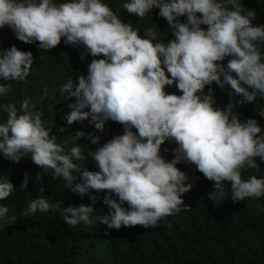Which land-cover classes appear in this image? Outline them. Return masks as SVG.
Wrapping results in <instances>:
<instances>
[{"label":"clouds","instance_id":"9594fccd","mask_svg":"<svg viewBox=\"0 0 264 264\" xmlns=\"http://www.w3.org/2000/svg\"><path fill=\"white\" fill-rule=\"evenodd\" d=\"M122 7L138 18L158 9L172 38L159 39L156 26L143 28L141 35L105 0H0V29L6 26L16 40L51 51L63 38L64 45L82 49L81 59L92 57L75 87L72 79L59 87L64 99L75 98L63 116L67 125L91 117L96 130L108 121L122 126V134L88 151L98 170H81L78 162L86 157L77 141L83 132L58 142L29 98L19 107L0 103V156L16 163L30 157L80 197L104 191L101 202L108 207L101 216L93 207L95 195L88 196V206L65 208L40 195L27 201L22 214L59 212L69 226L98 221L109 229L152 228L161 218L188 210L182 197L192 184L177 168L181 163L194 165L213 182L215 191L208 195L214 202L226 182L233 202L264 197V177L242 178V172L259 169L256 158L264 163V131L256 119L241 120L234 111V106L264 101V25H253L256 12L241 0H125ZM32 64L30 51L15 45L0 50V80L6 82L0 84V96L12 90L9 81L24 82ZM213 83L229 89L223 108L216 106ZM172 86L179 95L165 91ZM257 111L264 118V107ZM166 141L176 145L170 160L162 155ZM90 143L97 139L91 137ZM27 184L25 174L19 190ZM15 190L0 175V201ZM15 221L7 204L0 203V226Z\"/></svg>","mask_w":264,"mask_h":264},{"label":"trees","instance_id":"16d2710c","mask_svg":"<svg viewBox=\"0 0 264 264\" xmlns=\"http://www.w3.org/2000/svg\"><path fill=\"white\" fill-rule=\"evenodd\" d=\"M105 2L123 22L138 27L141 35L143 28L156 26L159 39L166 43L172 38L167 22L158 17V9L138 18L123 9L125 0ZM241 3L256 12L252 21L254 26L264 25V0H241ZM184 19L181 17V22ZM12 45L19 50L30 51L33 64L24 82L9 81L13 85L12 90L6 96H0V103L13 102L19 107L20 101L29 98L35 109L43 113L46 127L51 129V135L57 136L58 142L76 131L83 132L85 135L77 144L82 146L86 159L78 163H83L81 170H98L95 163L87 159L88 151H94L114 135L122 134V126L108 121L102 131L96 130L89 124L91 117L67 125L63 116L70 111L67 105L75 103V98L66 100L59 92L60 85L68 79L73 80L75 87L77 77L86 75L92 57L85 54L81 59L82 49L64 45L63 38L51 51L39 50L35 44L16 40L5 26L0 29V50ZM261 51L264 52V46ZM226 61L227 58L222 63ZM3 83L6 82L0 80V84ZM211 87L216 106L223 108L229 100V89L226 86L220 90L215 83ZM165 91L180 94L175 86L166 87ZM261 107H264V101L257 100L253 104L234 106V111L241 120L256 119L264 131V118L257 111ZM61 127L65 128L64 132L57 130ZM91 137L97 139L96 144L90 143ZM165 147L169 152H163ZM174 147V143L167 141L161 146L165 159L172 158L171 149ZM256 162L259 169L242 172V178L252 174L257 178L264 177V163L259 158ZM177 168L188 175V182L192 184L190 191L182 197L188 206L187 211L165 216L152 228L137 225L109 229L98 221L92 225L80 223L69 226L59 212L24 216L22 213L27 201L40 195L50 202L60 201V208L88 206L91 203L88 196L95 195L97 202L93 207L101 216L107 214L108 207L101 202L104 191L80 197L65 189L62 179H53L51 171L44 174L30 157H22L16 163L0 156V175L7 176L16 188L10 197L0 201L7 204L10 215L16 217L15 223L0 226V264H264V197L233 202L230 183L226 182L223 196L214 202L208 195L215 191L213 182L206 180L194 165L181 163ZM37 173H40L39 182ZM25 174L27 187L19 190ZM41 187L43 192L39 191Z\"/></svg>","mask_w":264,"mask_h":264}]
</instances>
